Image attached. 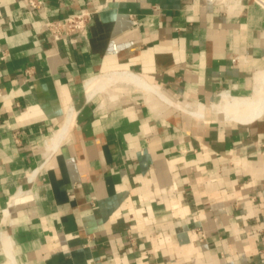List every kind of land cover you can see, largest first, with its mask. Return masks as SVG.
Listing matches in <instances>:
<instances>
[{
	"label": "crops",
	"instance_id": "1",
	"mask_svg": "<svg viewBox=\"0 0 264 264\" xmlns=\"http://www.w3.org/2000/svg\"><path fill=\"white\" fill-rule=\"evenodd\" d=\"M263 78L264 0H0V264H264Z\"/></svg>",
	"mask_w": 264,
	"mask_h": 264
},
{
	"label": "built area",
	"instance_id": "2",
	"mask_svg": "<svg viewBox=\"0 0 264 264\" xmlns=\"http://www.w3.org/2000/svg\"><path fill=\"white\" fill-rule=\"evenodd\" d=\"M32 9L41 11L46 6V0H24ZM95 11L87 7L65 18L47 16L43 23V30L55 40L70 37L74 32L86 33L88 25L93 19ZM262 229V228H259ZM198 232L204 236V230Z\"/></svg>",
	"mask_w": 264,
	"mask_h": 264
},
{
	"label": "bare ground",
	"instance_id": "3",
	"mask_svg": "<svg viewBox=\"0 0 264 264\" xmlns=\"http://www.w3.org/2000/svg\"><path fill=\"white\" fill-rule=\"evenodd\" d=\"M260 78H262V76ZM225 102L228 104V106L231 105L235 108L233 110L231 108H226V106H217V109H219V112L224 116L225 119H234L243 123H249L250 121L260 117L264 112V86L259 87L253 96L232 97L228 94H225ZM179 106L193 113L198 112V110H195L188 105ZM60 136H57L55 138L56 142L59 139L58 137Z\"/></svg>",
	"mask_w": 264,
	"mask_h": 264
},
{
	"label": "rangeland",
	"instance_id": "4",
	"mask_svg": "<svg viewBox=\"0 0 264 264\" xmlns=\"http://www.w3.org/2000/svg\"><path fill=\"white\" fill-rule=\"evenodd\" d=\"M230 94L233 95L232 93H230ZM233 96H235V95H233ZM217 106H226V108H231L233 110L235 109L234 106L229 105L230 106L229 107L228 104L225 102V94H223L222 101ZM217 106L215 108H216V110H219V109H217Z\"/></svg>",
	"mask_w": 264,
	"mask_h": 264
}]
</instances>
